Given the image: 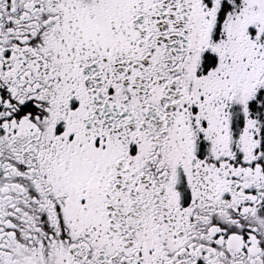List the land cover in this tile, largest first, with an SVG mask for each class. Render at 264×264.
<instances>
[{
	"label": "snow or ice",
	"instance_id": "obj_1",
	"mask_svg": "<svg viewBox=\"0 0 264 264\" xmlns=\"http://www.w3.org/2000/svg\"><path fill=\"white\" fill-rule=\"evenodd\" d=\"M0 264H264V0H0Z\"/></svg>",
	"mask_w": 264,
	"mask_h": 264
}]
</instances>
